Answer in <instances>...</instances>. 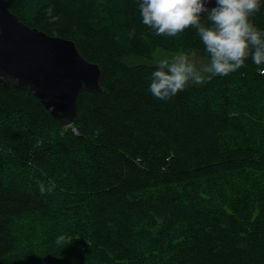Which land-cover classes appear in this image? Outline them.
<instances>
[{"label": "trees", "instance_id": "trees-1", "mask_svg": "<svg viewBox=\"0 0 264 264\" xmlns=\"http://www.w3.org/2000/svg\"><path fill=\"white\" fill-rule=\"evenodd\" d=\"M10 11L73 40L102 89L80 91L63 127L28 88L0 84V264H264V73L251 59L159 101L153 53L203 56L194 30L154 35L135 0ZM252 22L264 28V8Z\"/></svg>", "mask_w": 264, "mask_h": 264}, {"label": "clouds", "instance_id": "clouds-1", "mask_svg": "<svg viewBox=\"0 0 264 264\" xmlns=\"http://www.w3.org/2000/svg\"><path fill=\"white\" fill-rule=\"evenodd\" d=\"M140 22L154 35L175 37L187 29L195 31L203 46V57L189 51L157 50L147 92L168 101L191 85H201L214 76H225L252 64L264 73V28L252 22L264 8V0H135ZM47 14L54 22L59 17ZM55 183L41 182L39 193H52ZM64 240L57 237V243Z\"/></svg>", "mask_w": 264, "mask_h": 264}, {"label": "water", "instance_id": "water-1", "mask_svg": "<svg viewBox=\"0 0 264 264\" xmlns=\"http://www.w3.org/2000/svg\"><path fill=\"white\" fill-rule=\"evenodd\" d=\"M0 0V84L28 88L63 127L77 118L80 91H99L100 67L87 60L71 39L31 27Z\"/></svg>", "mask_w": 264, "mask_h": 264}, {"label": "rangeland", "instance_id": "rangeland-1", "mask_svg": "<svg viewBox=\"0 0 264 264\" xmlns=\"http://www.w3.org/2000/svg\"><path fill=\"white\" fill-rule=\"evenodd\" d=\"M157 50H163V49H159V48H157V49L154 51L153 56H154V54L157 52ZM163 52H164V53H172L171 51H168V50H163ZM193 56H194L195 58H202V57H203V56H201V55H199V54H197V53H195ZM153 62H154V60H153Z\"/></svg>", "mask_w": 264, "mask_h": 264}]
</instances>
